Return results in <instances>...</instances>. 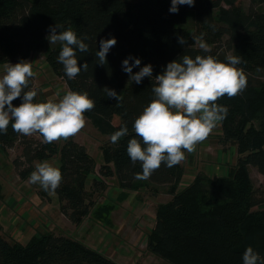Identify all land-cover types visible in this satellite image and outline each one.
Returning a JSON list of instances; mask_svg holds the SVG:
<instances>
[{
  "label": "trees",
  "instance_id": "16d2710c",
  "mask_svg": "<svg viewBox=\"0 0 264 264\" xmlns=\"http://www.w3.org/2000/svg\"><path fill=\"white\" fill-rule=\"evenodd\" d=\"M262 4L264 0H252V6L245 9L239 0H196L195 6L181 5L179 12L172 14L171 0H0V64L31 59L45 47L50 26L71 28L78 37L88 38L89 51L77 52L78 64L87 63V70L74 80L67 79L63 66L57 63L59 43L46 52L47 64L70 91L87 93L94 101V108L84 116L98 131L110 138L125 125L129 129L116 144L110 141L102 146L104 163L99 167L73 139H66L62 146L56 141L44 144L15 133L11 121L7 134L0 135V151L21 141L24 162L17 158L14 163L23 178L33 172L35 160L58 154L62 181L55 192L62 212L77 225L97 205L91 198L93 192L87 189L89 179L103 189L105 181L115 176L124 192L168 186L170 199L157 207L148 249L170 264H243L249 246L264 257V183L257 185L252 177V169L264 176V9L255 8ZM201 35L209 45L207 53L194 43L193 37ZM178 36L187 44L181 46ZM111 37L117 43L108 53L107 63L100 65L95 52L100 40ZM229 54L241 57L237 67L244 71L247 87L236 96L225 95L216 101L229 110L218 125L220 142L232 145L225 146L230 152L236 149L224 173L200 171L186 183L182 162L172 168L162 163L149 179H135L142 168L127 156V144L135 136L134 120L153 99L155 76L183 55H212L223 61ZM129 56L140 58V67L151 64L153 77H145L141 84L129 81L121 67ZM137 71L139 68L133 69V73ZM30 88L35 90V77ZM105 88L120 94L119 104L107 97ZM46 101L38 95L34 98L36 103ZM20 103V98L13 101L16 106ZM110 206H97L93 218L108 224ZM0 264L118 263L67 235L49 231L26 243L11 242L0 228Z\"/></svg>",
  "mask_w": 264,
  "mask_h": 264
},
{
  "label": "clouds",
  "instance_id": "9594fccd",
  "mask_svg": "<svg viewBox=\"0 0 264 264\" xmlns=\"http://www.w3.org/2000/svg\"><path fill=\"white\" fill-rule=\"evenodd\" d=\"M195 3L196 0H171L169 12L176 14L179 6L193 7ZM58 28L61 29L59 33ZM49 31L46 39L51 46L61 45L57 63L63 66L67 79H76L88 67L87 63L78 64L77 57V52L89 51V45L85 43L88 38L78 37L71 28L62 30L57 24L50 26ZM193 40L205 53L209 51L203 35L194 36ZM177 42L181 46L187 44L182 36L177 37ZM116 43L115 37L100 40L99 50L95 52L97 63H107V55ZM141 63L140 58L133 56L122 61V71L129 76V81L141 84L145 77H153V66L140 67ZM240 63V56L230 54L223 61L212 55H197L195 58L183 55L169 62L161 74L155 76L151 88L153 99L134 120L132 131L135 136L127 144V156L133 164L139 162L142 168L135 179H149L162 163L167 168L178 165L185 159V150L188 153L195 151L196 145L205 141L227 118V106L216 101L225 95L236 96L247 87V77L237 67ZM134 68L139 71L133 73ZM35 75L32 63L26 60L6 66L0 77V135L7 134L10 121L15 133L24 136L39 134L44 144L76 135L85 126L84 114L94 108V101L87 93L68 91L58 102L48 99L36 103L37 91L30 88ZM104 90L108 98L119 104L121 96L115 89ZM17 98L21 99L19 106L13 104ZM128 134L125 125L111 134L110 141L116 144ZM28 179L51 194L59 187L62 173L44 161L36 166ZM242 260L243 264H264V257L251 246L244 251Z\"/></svg>",
  "mask_w": 264,
  "mask_h": 264
},
{
  "label": "rangeland",
  "instance_id": "374dc122",
  "mask_svg": "<svg viewBox=\"0 0 264 264\" xmlns=\"http://www.w3.org/2000/svg\"><path fill=\"white\" fill-rule=\"evenodd\" d=\"M239 3L245 9L252 6V0H239ZM258 6L264 9V4L255 5V8ZM52 46L47 41L45 47L35 52L28 62L32 63L36 73L37 95L58 102L70 90L46 62V52ZM7 65L8 63L0 64V77ZM85 121V126L69 138L83 146L99 167L104 163L102 146L109 144L110 138L98 131L90 119L85 117ZM220 135L222 131L217 126L205 141L196 145L195 151L188 153L185 150V159L182 161L186 167L184 182L191 181L200 171L208 175L224 173L229 161L235 158L236 149L233 148L230 152L227 147L232 145L222 144ZM27 137L43 139L39 134ZM65 141L66 139L61 138L56 142L62 146ZM22 149L20 141L12 148L0 151V228L2 235L8 240L26 243L34 235L50 231L79 239L118 264H170L148 249V233L155 225L157 207L170 199L168 186H148L124 192L115 176L105 181L106 186L103 189L95 187L92 179H89L87 189L93 192L91 198L97 205L92 207L91 215L77 225L62 212L61 200L56 192L50 194L39 184L30 183V175L27 178L21 176L14 160L19 158V161L24 162L21 157ZM44 161L59 168L60 158L57 154L48 160H35L34 170ZM26 166L27 164L23 165L22 169ZM220 166L223 171L219 170ZM97 173L98 171L95 172ZM252 177L257 185L264 183V176L256 169H252ZM103 204L113 205L108 213V224L93 218L96 207Z\"/></svg>",
  "mask_w": 264,
  "mask_h": 264
},
{
  "label": "crops",
  "instance_id": "0c3cea01",
  "mask_svg": "<svg viewBox=\"0 0 264 264\" xmlns=\"http://www.w3.org/2000/svg\"><path fill=\"white\" fill-rule=\"evenodd\" d=\"M12 64H16V62L12 63Z\"/></svg>",
  "mask_w": 264,
  "mask_h": 264
}]
</instances>
